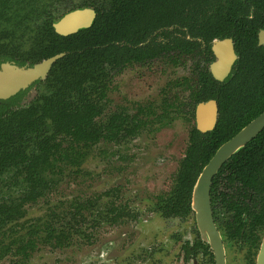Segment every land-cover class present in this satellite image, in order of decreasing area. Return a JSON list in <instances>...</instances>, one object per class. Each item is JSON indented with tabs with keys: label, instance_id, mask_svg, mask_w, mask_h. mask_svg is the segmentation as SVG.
<instances>
[{
	"label": "trees",
	"instance_id": "trees-1",
	"mask_svg": "<svg viewBox=\"0 0 264 264\" xmlns=\"http://www.w3.org/2000/svg\"><path fill=\"white\" fill-rule=\"evenodd\" d=\"M58 2L0 0V40L2 37L7 39L6 45L11 48L7 59L14 58L20 65H33L54 54L64 53L53 63L44 80L47 91L30 105L13 109L8 106L10 100H0V196L3 186L8 183L7 178L20 179L17 184L11 181L10 186H15L16 194L0 200V229L8 222H15L22 215V204L36 200L47 188L43 173L53 166L50 155L55 159L63 156H52L58 142L49 144L47 138L62 136L67 137L70 144L81 141L91 145L101 136L112 139L121 132L131 133L135 128L134 125L127 127L134 115L114 114L105 125L94 120L105 97L108 66L117 72L127 61L143 63L159 56L164 59L170 51L172 55L180 54L188 42L176 34L183 32L179 27H187L192 37L203 36L209 41L214 35L207 32L208 16L214 15L217 7L229 5L227 0L225 4H221V0L90 1L96 10L92 25L64 36L57 34L52 26L59 18L55 12ZM87 4L90 3L83 0L78 6ZM253 4L260 9L264 0H253ZM43 16V21L35 24ZM170 26L174 28L168 30ZM158 36L163 40L159 41ZM19 39L26 41V48L21 49L23 44H16ZM172 55L166 57L176 63ZM260 69V78L254 79L248 88L244 86L243 77L218 82L206 74L186 86L189 87L190 108L175 112H184L185 118L193 120L196 103L214 98L219 114L211 131L200 132L194 123L189 129L188 145L179 161L177 175L185 197H189L197 174L217 147L264 110V94L260 92L264 89V65ZM163 111L164 121L160 122L165 125L173 117L166 108ZM102 129H106V133ZM47 134L50 136L46 137ZM51 148L54 151L50 152ZM225 166L229 168L230 178L236 173L248 179V188H264V128L237 150ZM81 217L78 205L60 215L54 213L44 223L47 237L42 241L57 247L71 245L75 235L84 234L80 229ZM30 232L32 229L28 238L15 246V252L24 258H28L36 246L37 238ZM7 250L11 251L12 247L0 248V256Z\"/></svg>",
	"mask_w": 264,
	"mask_h": 264
},
{
	"label": "flooded vegetation",
	"instance_id": "flooded-vegetation-1",
	"mask_svg": "<svg viewBox=\"0 0 264 264\" xmlns=\"http://www.w3.org/2000/svg\"><path fill=\"white\" fill-rule=\"evenodd\" d=\"M82 1L83 0H59L57 6L55 7V12L59 16L57 20H59L66 13L75 9L91 8L94 17L90 25L88 27H85L89 28L96 17V10L94 8V5L90 1L99 2V0H85L90 4H87V6L85 7L78 6ZM224 1L225 0H221V4H225ZM227 1L229 3L228 6L217 7L216 9H214L216 13H214V15L208 16L209 24L207 26V32L214 35L209 41H206L203 36L192 37L187 27H179V30L183 32H176V34L178 36H183V39H185L184 41H187L188 43L184 47H182L180 54L172 55V51L166 53V56L168 54L172 55L173 58L176 59V63L169 59V57L165 56V58L162 59L163 56H159L152 58L150 61H143V63L138 60H131L129 62L127 61L120 67V69H118L117 72H113V70L110 69V66L107 67V70H109V81L107 83L108 85L105 91V97L101 101V111L99 115L94 118V120L101 125H105L108 122V118H111L114 114L122 113L126 114L129 117L134 115L135 117L133 118V120L131 122L130 120L128 121L129 123L127 124V127L134 125L133 127L135 128L132 129L131 133L125 134V132H121V134L112 139H109L106 136H101L98 141L93 142L91 145L84 144L81 141L79 143L70 144L68 138H64L62 136L47 138L46 141H48L49 144H55L58 142V148L56 149L57 151L52 156H63L55 159L50 155L52 162H54L53 166L50 169L47 168L46 172L44 171L43 173L47 188L43 189V192L36 200L45 196L46 192L54 186V184L56 183L55 176L60 173L62 167H80L85 160L86 154L91 150V148L102 141L117 143H120L122 141L126 142L138 135L146 127H150L155 124L156 126H152L154 129L168 126L174 119L179 117H182L184 120L190 122V127L193 123L196 127V107L199 103L206 102L208 100H214L216 102V125L219 108L218 102L214 98L196 103L193 110V120H188L187 118H185L184 112H175L176 110L181 109L187 111L190 108V99L188 93L189 87L186 86L195 81V79H197V77H199L201 74H206L207 76L218 82H225L227 80H233L236 77H243L245 82L244 86L245 88H248V84H253L254 79L257 80L258 78H260V68L264 65V6L260 9L256 8L253 4V0ZM44 18L45 16H43L42 19L35 21V24L38 22H42ZM57 20L52 23L53 29L54 24ZM22 27H24V25ZM173 28L174 26H170L167 29L172 30ZM157 32L158 31L154 32L153 34H156ZM56 33L59 34L58 32ZM158 40L162 41V36H158ZM6 43H8V40L3 39L2 37V40H0V70H2V67L7 64L25 68L32 66L27 63L20 65L14 58L7 59V53L10 52L11 48L10 46L6 45ZM19 43L20 45L23 44L21 49L27 47V43L25 40H17L16 44ZM3 44H5V46H2ZM120 44L122 45L121 42ZM140 45L141 43L136 45V47ZM215 49L220 50V57L224 58L222 60L224 61V63L217 68L212 67V65L218 62V57ZM63 55L61 57H63ZM158 60H161L166 64L169 63L172 66H180L186 71L185 75L180 76V78L172 81L169 84L163 101L161 102V105H159V110H155L154 107H152L150 104L137 105L135 112L128 113L127 111L121 109L119 111L111 113L108 116H105L103 105L112 82V76L121 72L126 67H130L133 65L143 66L149 64L152 61ZM48 73L44 78L35 79L27 87L17 90L14 94L10 95L7 98H0V100H10L8 106L13 109L30 105L37 97L41 96L42 93H45L47 91V85L44 80L46 79ZM248 79L250 80V83H248ZM32 88H35V95L33 96V98L28 103L22 106H16L19 98H21V100H24V97L27 96L28 92H30ZM177 89H184V91L179 95L177 94ZM263 91L264 89L260 92L264 94ZM165 108L170 111L169 115L172 116L173 119H171L169 123L162 125L160 121H164V117L162 116L164 114L163 110ZM102 130L104 133H106V129ZM50 132L51 131H49V133ZM47 135L48 136L46 137L50 136V134ZM71 146L73 147L72 149H70ZM49 151L52 152L54 151V149L51 148L49 149ZM214 153L211 155V157L214 155ZM235 153H233L231 156H233ZM184 155L185 151L183 156ZM231 156L228 157L219 166L216 173L211 179L209 197L212 211V220L222 242L225 264H257V257L259 254L260 246L264 239V188L260 190H252V188H248V179L236 173H234L233 175L231 174L232 177L230 178L229 168H227L225 165L230 160ZM70 157L75 159L71 161L69 159ZM211 157L202 166V169L209 162ZM180 159L177 162V167L171 178L169 189L155 196L152 205L148 209V211H150L151 213V217L150 219L144 221L145 224H143V226L145 230H147L150 234L155 235V232L158 231V228L162 229L166 227L165 225L171 222V220H177V222L184 221L187 224L190 223L189 220H191L192 224L187 225L188 227H190L189 236H186L184 232L177 234L178 232L175 233L174 231L171 232L170 237L167 239V244L169 245L168 255H166V257H168L167 263L216 264L215 253L211 248L208 240H206L200 232L197 223L196 211L192 205L194 185L202 169L199 171L195 178V182L191 188L189 197H185V190L182 186L180 188L178 182L179 180L177 179ZM232 170L234 171V169ZM6 181L8 183H5L4 186H6L8 190H10L13 184H17L20 182V179L15 181V179L11 180L10 178H7ZM11 181L13 183L12 186H10ZM112 190L114 191L112 195L111 190H106L103 193V197L108 198L110 195L112 197L114 194L115 196H118V193L120 192L119 188H114ZM92 199L75 202L70 209L72 210L73 206L75 207L78 205V209H80V212L83 216L81 217L82 221H80V229L84 232V234L82 233V235H75V237L79 236L81 238H84L87 236L86 230L83 229V225L88 224L90 220L91 224L94 225L103 223L113 226L119 225L121 223V220H123L124 218L138 219V211L134 212V210H132L134 208H132L129 202L120 200L119 198L115 197L113 200H109V203L105 205L95 206L96 201H93ZM36 200L24 202L21 206L22 215L19 216L15 222H8L3 226L2 229H0V248H4L7 245L12 247V250L5 251V253L0 256V259H3L8 254H10L16 257L13 264H27L32 257V253L37 249L38 242L51 245L54 248H64L57 247L42 241L47 237V231L44 228V223L49 220L50 217H53V214L55 212L50 213L45 220L35 221L33 223L27 224L28 226L26 224H23V222H20V220L25 217L27 212L25 206L29 203L35 202ZM19 225H22V227H19ZM17 227L19 228V230L17 229ZM30 229H32L33 231L30 233H32L37 238L36 246L34 247V249H32L29 257L24 258L21 254H17L15 252V246L28 238V232ZM237 230H239V233H237ZM11 231L13 233L9 234V232ZM160 243L161 248L163 249L162 245H164L165 243Z\"/></svg>",
	"mask_w": 264,
	"mask_h": 264
},
{
	"label": "rangeland",
	"instance_id": "rangeland-1",
	"mask_svg": "<svg viewBox=\"0 0 264 264\" xmlns=\"http://www.w3.org/2000/svg\"><path fill=\"white\" fill-rule=\"evenodd\" d=\"M185 74L182 67L161 60L126 67L111 78L103 105L104 115L121 109L132 113L137 105L149 104L158 111L169 84ZM183 91L177 89V94ZM34 95L35 88H32L24 100L19 98L16 106L28 103ZM152 126L126 142L98 143L86 154L80 167H62L55 176L56 183L45 196L25 206L27 212L20 222L27 225L43 221L53 212L60 215L78 201L94 198L95 206H102L115 197L129 202L132 210L138 211V219L124 218L113 226L94 225L90 220L83 225L87 236H76L68 247L54 248L38 242L27 264H168L167 239L174 231L189 236L187 225L192 221L187 224L171 220L166 227L158 228L155 235L145 230L143 224L151 217L148 209L155 196L170 187L177 162L187 145L190 122L179 117L168 126L158 129ZM114 188L120 192L111 197ZM14 189L15 186L11 190L3 186L0 200L16 194ZM106 190H111L108 198L103 197ZM160 242L166 244L162 245L163 249ZM15 259L8 254L0 259V264H13Z\"/></svg>",
	"mask_w": 264,
	"mask_h": 264
},
{
	"label": "water",
	"instance_id": "water-1",
	"mask_svg": "<svg viewBox=\"0 0 264 264\" xmlns=\"http://www.w3.org/2000/svg\"><path fill=\"white\" fill-rule=\"evenodd\" d=\"M94 17L91 8L75 9L63 15L54 24V29L61 35L75 33L81 28L88 27ZM218 62L212 65L217 68L224 63L220 50L215 49ZM63 53L55 54L31 67L4 65L0 70V98H7L17 90L27 87L33 80L44 78L52 64ZM221 79V78H219ZM196 128L202 132L211 130L216 122L217 108L214 100L201 102L197 105ZM264 128V110L242 127L234 136L222 143L209 162L203 167L193 189L192 205L196 211L197 223L202 236L208 240L215 253L216 264L224 263L222 242L212 220L209 190L211 179L219 166L239 148L243 147ZM257 264H264V239L261 243Z\"/></svg>",
	"mask_w": 264,
	"mask_h": 264
}]
</instances>
